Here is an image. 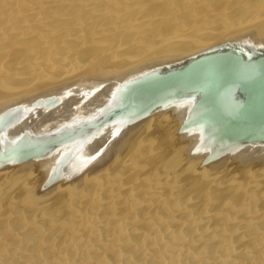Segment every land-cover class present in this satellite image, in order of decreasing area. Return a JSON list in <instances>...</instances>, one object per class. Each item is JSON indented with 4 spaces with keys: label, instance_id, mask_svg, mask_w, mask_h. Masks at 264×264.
<instances>
[{
    "label": "bare ground",
    "instance_id": "obj_1",
    "mask_svg": "<svg viewBox=\"0 0 264 264\" xmlns=\"http://www.w3.org/2000/svg\"><path fill=\"white\" fill-rule=\"evenodd\" d=\"M143 1L142 11L136 0H0V109L54 94L60 103L32 124L52 126L84 117L113 82L150 66L236 38L264 44V12L252 20L250 2L229 13L226 0ZM218 1L222 10L208 9ZM182 118L164 110L108 129L75 158L72 168L89 164L67 183L40 189L67 148L0 168L10 205L0 206V264H264V169L222 183L227 162L262 166L264 146L197 173L204 157L196 136L179 132ZM164 139L176 152L162 167ZM16 189L30 196L17 200L23 215L11 211Z\"/></svg>",
    "mask_w": 264,
    "mask_h": 264
},
{
    "label": "water",
    "instance_id": "obj_2",
    "mask_svg": "<svg viewBox=\"0 0 264 264\" xmlns=\"http://www.w3.org/2000/svg\"><path fill=\"white\" fill-rule=\"evenodd\" d=\"M110 90L106 100L84 117L38 129L32 124L40 111L57 107L56 95L1 108L0 168L45 159L67 148L40 189L70 182L89 164L72 168L75 158L85 157V147L108 129L171 109L183 111L179 132L196 136L202 166L244 146H264L262 43L246 38L222 41L118 79Z\"/></svg>",
    "mask_w": 264,
    "mask_h": 264
},
{
    "label": "rangeland",
    "instance_id": "obj_3",
    "mask_svg": "<svg viewBox=\"0 0 264 264\" xmlns=\"http://www.w3.org/2000/svg\"><path fill=\"white\" fill-rule=\"evenodd\" d=\"M73 1H75V0H73ZM137 1V3H139L138 4V6L140 7V9L143 11V10H146V8L149 6V4H147L146 2H144L143 0H136ZM245 1H247V2H250L249 3V5L251 6H249V13H250V15H251V19L252 20H255V21H259V20H263V19H261V17H258V15H257V13L258 12H264V0H226V3H227V7H229L228 8V12L229 13H231V12H236L237 10H236V8H239V5L240 4H246V2ZM226 5H222L219 1L215 4V5H209V7H208V9L209 10H222V8H224ZM130 10V9H129ZM256 11H258V12H256ZM240 18V15H238V14H236V18L234 19V20H237V19H239ZM263 18H264V16H263ZM154 28V30H156V33H162V32H164L163 31V28L161 27V26H154L153 27ZM164 148H165V152H167L166 154V156L163 158V159H161L159 162H161V165H159V166H162V167H164L163 165L164 164H166V163H163V165H162V162H165L167 159H168V157H171V156H173L174 155V153L176 152V149L175 148H173V147H171L170 145L172 144V142L170 141V140H168V139H164ZM147 143V142H146ZM152 146V148H153V146L155 147L156 146V144L154 145V144H152L151 145ZM176 148H178V147H176ZM172 149H174V150H172ZM179 149V148H178ZM177 149V150H178ZM183 150V148L179 151V152H181ZM156 151V150H155ZM179 152H177V153H179ZM176 153V154H177ZM168 166V170L169 171H171V170H176V166H175V164L173 163V164H171V163H169V164H167ZM195 171L197 172V173H199V172H201V164L199 163V162H195ZM170 168H172V169H170ZM182 169H185L186 167H181ZM261 168H263L264 169V164L262 165V166H260L259 167V165L257 164V161H249L248 163H246V164H237L236 163V161H233V162H227V164H226V171H225V173H224V175H223V177H222V183L223 182H225L226 181V179L229 177V176H232V175H239V174H242V173H248V174H253V173H257L259 170H261ZM165 170H167V168H164ZM188 172V171H187ZM239 178V177H238ZM240 181H238V182H241L242 181V179H239ZM221 181V180H220ZM1 183V182H0ZM4 185V190L6 189V185L5 184H2V186ZM207 188H211L210 186H206L202 191H204L205 189H207ZM220 188V187H219ZM218 188V189H219ZM260 189L261 190H264V186L263 187H260ZM17 190V189H16ZM15 190V191H16ZM19 190V189H18ZM16 191L15 193L13 192V197L11 196V198H12V200H13V198H15V201H19V202H23V203H26L27 202V199L30 197H28V193L26 192L27 190H19V191ZM2 192H3V189H2ZM19 192V193H18ZM22 192V193H21ZM29 193H30V191H28ZM19 194V196H18V198H17V195ZM25 193H27V195L25 194ZM20 194H21V196H20ZM25 194V195H24ZM23 195H24V197H23ZM203 195H205V194H203V193H199L197 196H203ZM25 196H26V201L24 202L23 200H25ZM210 197H212V196H210ZM23 198V199H22ZM11 200V201H12ZM7 200H5V202L4 201H0V203L2 204H0V206H1V208H3V211L2 212H4V210H6L7 208H6V206H5V204H7L8 205V207H10V205H9V202L7 203L6 202ZM14 200H13V202H15ZM15 202V203H17V205L15 206V204H13L12 206V212H14V213H16V214H22L23 215V210H21L20 212L18 211L17 212V210L19 209L20 210V206H19V202ZM5 203V204H4ZM51 204V203H50ZM20 205H23V204H20ZM6 208H4V207ZM15 206V207H14ZM19 208H18V207ZM46 211V210H45ZM64 212L65 211H62L61 213H59V215H57L58 214V212H57V214H54L53 216L55 217V219H53L54 217L53 216H51V217H53L52 218V220H54L55 221V223L57 224V223H59L60 221L61 222H63V221H65V219H63V218H66L65 217V215H64ZM12 214L13 216H14V218H13V216H12V218L11 219H13L12 221H14V219H16V214ZM24 213H26L25 214V218H28V219H31L32 218V216L34 215L33 213H30L29 212V214H30V217H27V213L28 212H24ZM33 214V215H32ZM32 215V216H31ZM56 215V216H55ZM57 216H58V218H57ZM22 218H24L23 216H21ZM27 219V221H29ZM60 220V221H59ZM10 224H11V222H10ZM54 224V223H53ZM60 232H62L61 230H60ZM60 232H58V233H60ZM62 234H63V232H62Z\"/></svg>",
    "mask_w": 264,
    "mask_h": 264
}]
</instances>
